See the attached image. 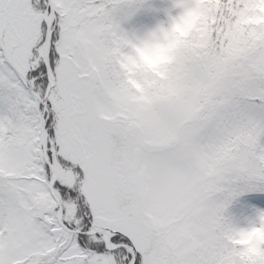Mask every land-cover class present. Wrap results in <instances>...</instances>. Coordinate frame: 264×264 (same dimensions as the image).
Returning <instances> with one entry per match:
<instances>
[{
	"label": "snow or ice",
	"instance_id": "6c2138e0",
	"mask_svg": "<svg viewBox=\"0 0 264 264\" xmlns=\"http://www.w3.org/2000/svg\"><path fill=\"white\" fill-rule=\"evenodd\" d=\"M0 264H264V0H0Z\"/></svg>",
	"mask_w": 264,
	"mask_h": 264
}]
</instances>
